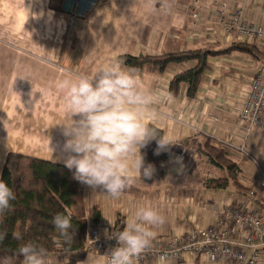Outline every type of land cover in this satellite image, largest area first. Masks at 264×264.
Returning a JSON list of instances; mask_svg holds the SVG:
<instances>
[{"label": "crops", "instance_id": "0c3cea01", "mask_svg": "<svg viewBox=\"0 0 264 264\" xmlns=\"http://www.w3.org/2000/svg\"><path fill=\"white\" fill-rule=\"evenodd\" d=\"M93 1L83 0L75 8L73 0H0V180L9 154L65 165L67 137L59 124L67 122V113L57 89L65 76L95 75L124 55L160 56L209 46L225 50L246 42L219 25L223 3L231 11L242 6L248 22L264 26V0H155L154 8L146 0H99L88 11ZM70 9L88 12L72 19L66 12ZM248 43H256L262 54L210 58L194 99L187 97L186 86L178 97L169 93L172 79L194 63L171 65L162 75L133 70L139 87L156 101L152 108L157 116L150 123L174 143L162 149L169 156V173L162 180L137 178L115 199L102 188L84 185L83 204L73 214L92 224L98 207L102 220L96 227L120 226L122 231L139 207L150 206L164 217L154 228L156 238L208 228L236 206L264 216V190L257 179V166L264 173V132L248 133L239 119L251 80L264 67V48ZM215 150L227 154L235 172L211 162L208 155H216ZM219 178L229 179L226 188L207 185ZM68 259L106 264L103 255L84 251L63 259L48 255L49 264ZM167 264L210 263L186 255ZM258 264H264V253Z\"/></svg>", "mask_w": 264, "mask_h": 264}, {"label": "clouds", "instance_id": "9594fccd", "mask_svg": "<svg viewBox=\"0 0 264 264\" xmlns=\"http://www.w3.org/2000/svg\"><path fill=\"white\" fill-rule=\"evenodd\" d=\"M146 4L154 8L155 0H146ZM57 89L63 93L67 113V122L59 124L67 137L64 150L68 156L63 162L74 169L73 179L94 190L102 188L114 199L137 178L151 179L155 166L145 165L141 150L157 138L150 123L157 116L152 108L156 101L139 87L133 70L125 68L122 61H114L92 76L67 75ZM157 143V155L174 144L164 137ZM13 200L15 193L0 180V214ZM71 219L70 214H57L53 219L60 240L69 246L74 239ZM163 222L164 217L153 207H139L126 227L109 237L116 239L117 246L111 249L106 264H134L135 258L151 248L156 238L154 228ZM6 236V231H0V243ZM14 238L21 237L14 233ZM17 251L24 264H49L48 250L35 241L21 244ZM159 264H167L166 255L159 256Z\"/></svg>", "mask_w": 264, "mask_h": 264}, {"label": "trees", "instance_id": "16d2710c", "mask_svg": "<svg viewBox=\"0 0 264 264\" xmlns=\"http://www.w3.org/2000/svg\"><path fill=\"white\" fill-rule=\"evenodd\" d=\"M232 52L252 56L262 54L256 43L238 42L225 50H216L209 46L160 56L124 55L118 61H122L123 66L136 72L147 71L158 75L164 74L171 65L194 63L192 68L176 75L169 86L172 97H178L183 86H186L187 97L194 99L203 75L209 68V59ZM153 127L157 138L151 140L141 152L145 165L150 163L155 166L153 176L162 180L169 173V156L162 149L156 154L157 141L159 137H164V132ZM214 153V156L208 155L214 165L221 168L227 166L228 169L236 171L237 166L225 152L215 150ZM73 172L74 169L70 170L65 165L26 155L9 154L1 180L13 190L15 200L11 201V206L5 213L0 214V231L7 232L6 238L0 243V264H24V258L17 250L21 244L28 241H35L44 246L48 255H65L84 249L89 224L84 217L73 214V209L83 204L84 184L73 179ZM228 184V178H219L211 180L207 185L210 188H226ZM57 214H70L72 217L70 232L74 239L70 246L60 240L59 230L53 224ZM101 220L102 212L95 207L92 226L98 225ZM14 233H19L21 238H14ZM65 264H77V261L70 259Z\"/></svg>", "mask_w": 264, "mask_h": 264}, {"label": "built area", "instance_id": "2783aa9c", "mask_svg": "<svg viewBox=\"0 0 264 264\" xmlns=\"http://www.w3.org/2000/svg\"><path fill=\"white\" fill-rule=\"evenodd\" d=\"M245 2L246 0H241ZM83 0H73L75 8ZM99 4L94 0L89 5L91 11ZM76 9L66 11L75 17H83L86 12ZM195 19L198 13L193 14ZM218 23L226 32L248 42H257L264 48V26L247 21L241 6L230 10L227 4H221L218 11ZM240 121L247 127V132L258 129L264 132V67L251 80L248 97L239 115ZM244 152V149H240ZM259 187L264 190V173L257 166ZM251 197L254 192L249 193ZM264 216L254 209L233 207L224 211L218 220L208 228H194L182 235L155 239L151 248L134 259V264H146L149 261L159 263V256L166 255L167 262H175L186 255H194L207 260L210 264H258L264 253ZM117 241L89 227L86 233L87 252H100L106 261Z\"/></svg>", "mask_w": 264, "mask_h": 264}, {"label": "rangeland", "instance_id": "374dc122", "mask_svg": "<svg viewBox=\"0 0 264 264\" xmlns=\"http://www.w3.org/2000/svg\"><path fill=\"white\" fill-rule=\"evenodd\" d=\"M96 7H94L92 10H94ZM71 16V15H70ZM74 19V18H73ZM258 174V173H257ZM258 179V178H257ZM84 201V200H83ZM89 224V226H88V228L89 227H91V228H94V229H96V230H98L101 234H103V235H106V236H108V237H111L112 235H117L119 232H121V227L120 226H118V227H115L114 229H109V228H105V229H101V228H98V227H96V226H92V224L89 222L88 223ZM88 230V229H87ZM87 233V232H86ZM156 239H158V238H156ZM86 250V240H85V245H84V249L82 250V251H84L85 253H88V254H92V253H95V254H101V255H103L102 253H100V252H87V251H85ZM57 254V253H56ZM58 255V254H57ZM59 256H61V258L63 259L64 258V256L65 255H59ZM104 256V255H103ZM105 257V256H104ZM70 259H68V261H69ZM105 260H106V258H105Z\"/></svg>", "mask_w": 264, "mask_h": 264}, {"label": "water", "instance_id": "95a60500", "mask_svg": "<svg viewBox=\"0 0 264 264\" xmlns=\"http://www.w3.org/2000/svg\"><path fill=\"white\" fill-rule=\"evenodd\" d=\"M263 241H264V238H263Z\"/></svg>", "mask_w": 264, "mask_h": 264}]
</instances>
